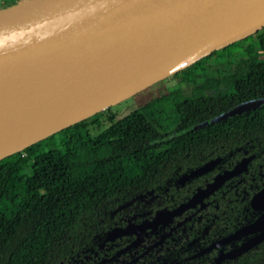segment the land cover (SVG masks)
Returning <instances> with one entry per match:
<instances>
[{"label":"trees","instance_id":"1","mask_svg":"<svg viewBox=\"0 0 264 264\" xmlns=\"http://www.w3.org/2000/svg\"><path fill=\"white\" fill-rule=\"evenodd\" d=\"M261 54L264 28L180 71L184 87L120 119L101 111L0 160V264H214L218 252L238 245L190 258L259 215L249 201L264 187V106L207 122L264 98ZM99 118L108 125L92 137ZM217 158L208 173L178 183ZM242 159L247 170L203 209L174 219L172 226L188 217L159 245L143 253L169 227L143 233L140 246L116 256L133 237L107 241L111 229L175 208ZM221 264H264V241Z\"/></svg>","mask_w":264,"mask_h":264},{"label":"water","instance_id":"2","mask_svg":"<svg viewBox=\"0 0 264 264\" xmlns=\"http://www.w3.org/2000/svg\"><path fill=\"white\" fill-rule=\"evenodd\" d=\"M264 28V0H20L0 9V160L145 90ZM264 106V98L212 119ZM242 159L204 188L150 220L113 228L106 240L166 226L247 170ZM215 159L178 183L208 173ZM257 218L193 257L247 238L214 263L264 241V187L249 201ZM117 254V255H118Z\"/></svg>","mask_w":264,"mask_h":264},{"label":"rangeland","instance_id":"3","mask_svg":"<svg viewBox=\"0 0 264 264\" xmlns=\"http://www.w3.org/2000/svg\"><path fill=\"white\" fill-rule=\"evenodd\" d=\"M261 58H264V54H261ZM180 73L174 74V76L167 77L150 87L146 88L145 90L133 95L132 97L116 104L115 106L109 107L104 111L108 110L107 114L115 115L116 119H120L123 116L127 115L134 109L144 105L149 100L157 97L160 94H165L168 89H170L173 85L181 84L184 87V79L183 76L179 75ZM179 75V76H176ZM184 83V84H183ZM213 94V93H212ZM166 114H171V110L167 111ZM166 116L164 115L162 119L165 121ZM99 125H95L90 127L89 133L92 137H95L100 131L104 130L107 127L108 123L105 121L104 118H99Z\"/></svg>","mask_w":264,"mask_h":264},{"label":"flooded vegetation","instance_id":"4","mask_svg":"<svg viewBox=\"0 0 264 264\" xmlns=\"http://www.w3.org/2000/svg\"><path fill=\"white\" fill-rule=\"evenodd\" d=\"M217 159H219V158H217ZM218 174H220V173H218ZM218 174H215L214 175V177L216 176V175H218ZM214 177H213V179H214ZM213 179L211 180V182L213 181ZM188 181V180H187ZM186 182V181H185ZM184 182V183H185ZM211 182H208V183H206L205 185H204V187L207 185V184H209V183H211ZM183 185V184H182ZM224 185V184H223ZM222 185V186H223ZM221 186V187H222ZM204 187H198L197 189H196V191L198 190V189H200V188H204ZM220 187V188H221ZM195 191V192H196ZM215 193V192H214ZM213 193V194H214ZM212 194V195H213ZM192 196V195H191ZM210 197V196H209ZM208 197V198H209ZM190 198V197H189ZM188 198V199H189ZM208 198H206V199H204V201H203V204H204V207L206 206V200L208 199ZM187 199V200H188ZM181 204V203H180ZM199 205L198 206H196V208H194V209H190V210H196V211H199L198 209H199ZM203 207V208H204ZM202 208V209H203ZM185 213V212H184ZM183 213V214H184ZM183 214L182 215H180V216H178V217H181V216H183ZM154 217V216H153ZM152 217V218H153ZM178 217H175L174 219H176V218H178ZM151 218V219H152ZM174 219H172V221L169 223V224H167L166 226H164V227H162V226H159L158 227V229L157 230H155V231H150V230H146V231H144L143 233H145V232H147V231H150V232H154V233H158L159 232V230H161V231H163V230H165V228L166 227H169V231L167 232V233H163V235L158 239V241H156L155 243H153L152 245H150L145 251H143V253H146V252H148V251H150V250H152L153 248H155L157 245H159L163 240H164V238L166 237V236H168L172 231H174L177 227H179V226H181L182 225V223L183 222H185L186 220H188V217H183V218H181V220L179 221V222H177L175 225H171L172 223H173V220ZM148 220H150V219H148ZM143 221H146V220H143ZM143 221H140V222H136V223H134V222H131V221H129L127 224H129V223H133V224H139V223H141V222H143ZM126 224V225H127ZM125 225V226H126ZM125 226H123V227H115V228H124ZM112 230V229H111ZM110 230V231H111ZM143 233H142V241L137 245V246H135V247H132V248H130L129 250H127V251H125V252H123V253H120V254H118L120 251H122V250H124L128 245H130L132 242H134V240L136 239V236L135 235H129V236H122V237H133V239L130 241V243L128 244V245H126V247H124L123 249H121V250H119V251H117L116 252V256H119V255H121V254H124V253H126V252H128V251H130L131 249H134V248H136V247H138V246H140L142 243H143V241H144V237H143ZM108 234V233H107ZM107 237V236H106ZM122 237H120V238H122ZM226 237V236H225ZM120 238H116V239H120ZM224 238V237H223ZM116 239H114L113 241H115ZM222 239V238H221ZM242 239H244V240H246L247 238H242ZM238 240V241H241L240 243H238V245H236V246H232L231 245V247L229 248V249H227V250H222V251H220V252H218V254H217V256L219 255V254H221V253H224V252H226V251H229V250H231V249H233V248H236V247H238L242 242H244V240ZM220 240V239H219ZM219 240H217V241H219ZM194 242V241H193ZM193 242H191V243H193ZM216 242V241H215ZM190 243V244H191ZM214 243V242H213ZM231 243H233V242H231ZM231 243H228V244H226V245H224V246H221V247H225V246H227V245H230ZM212 244V243H211ZM210 245V244H209ZM208 245V246H209ZM207 247V246H206ZM206 247H204V248H206ZM221 247H219V248H221ZM203 248V249H204ZM219 248H217V249H219ZM203 249H201V250H203ZM200 250V251H201ZM200 251H198V252H200ZM197 252V253H198ZM197 253H195V254H193L190 258H192V259H194V258H198V257H200V256H202V255H200V256H197V257H193L194 255H196ZM209 253V252H208ZM118 254V255H117ZM205 254H207V253H205ZM204 255V254H203ZM217 256L214 258V261H215V259L217 258ZM225 261V260H224ZM223 262V261H222ZM221 262V263H222ZM220 263V264H221ZM215 264V263H214Z\"/></svg>","mask_w":264,"mask_h":264},{"label":"built area","instance_id":"5","mask_svg":"<svg viewBox=\"0 0 264 264\" xmlns=\"http://www.w3.org/2000/svg\"><path fill=\"white\" fill-rule=\"evenodd\" d=\"M20 0H0V9L6 8Z\"/></svg>","mask_w":264,"mask_h":264}]
</instances>
